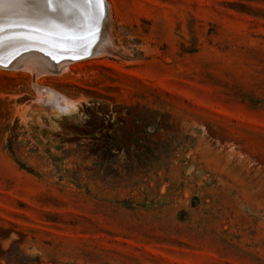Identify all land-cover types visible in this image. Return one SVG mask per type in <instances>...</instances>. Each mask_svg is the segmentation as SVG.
<instances>
[{
  "label": "rangeland",
  "instance_id": "rangeland-1",
  "mask_svg": "<svg viewBox=\"0 0 264 264\" xmlns=\"http://www.w3.org/2000/svg\"><path fill=\"white\" fill-rule=\"evenodd\" d=\"M106 1L122 56L0 69V264H264V0Z\"/></svg>",
  "mask_w": 264,
  "mask_h": 264
},
{
  "label": "bare ground",
  "instance_id": "bare-ground-1",
  "mask_svg": "<svg viewBox=\"0 0 264 264\" xmlns=\"http://www.w3.org/2000/svg\"><path fill=\"white\" fill-rule=\"evenodd\" d=\"M10 7L11 6L9 5L8 2H3L0 0V23H3L5 25L13 24L12 29L0 33V43H2V45L23 44L24 41H16V39L20 37L29 38L30 35H31L30 38H32V36H39V38L37 37L39 39V40L37 39L39 43H36L35 41L34 42L25 41L26 42L25 45H29V44L37 45L36 48H38V50L39 48H41L40 45L45 47L46 45L51 44L50 46H52L57 42H60L62 44L65 43L68 44L67 41H63L65 40L64 39L65 36L62 34V30L60 26H58L59 24H55L52 22L53 20L58 21L59 19L62 18V20L66 21L68 24V27L65 26L66 33L71 36H74L75 38H77V40H80L78 41L79 44L80 43L87 45L96 44L97 46L96 48L98 49L96 55L109 53L111 55L122 56L121 51L115 49V46L112 43V38L110 35V29H111L110 27H108L107 34H105V31L102 27L103 17L102 19L99 20L98 26L95 27V30L91 34L88 33L87 29L89 27V20L87 19V16L90 13L91 8L87 3V0H71L70 3H67L65 5L64 10L58 9L57 12L55 13L44 9L43 7H36L33 13L32 12L17 13L11 11ZM65 10L68 13L67 15L65 14ZM108 11L110 17V8ZM5 19H7V22L4 23L3 20ZM8 19L12 21H8ZM14 27H18V28L14 29ZM110 47H112L113 50H111ZM33 54L35 57L30 59V62L27 63L24 69L29 68L32 64H37L38 66L37 68L39 69L38 75H49V73L52 72V69L55 68H57L56 72L60 74L66 71L67 67L70 65V63H62V64L60 63V65L54 66L51 62H49L48 59L44 58L42 55H38L37 53L36 54L33 53ZM59 66L60 68H58ZM32 71L37 73V69L35 68L32 69ZM35 86L39 92H42L45 95L47 101L46 102L43 101V103L48 105L49 104L54 105L61 112H67L68 110L74 108L70 100L65 99L56 91L42 88L38 84H36Z\"/></svg>",
  "mask_w": 264,
  "mask_h": 264
},
{
  "label": "water",
  "instance_id": "water-1",
  "mask_svg": "<svg viewBox=\"0 0 264 264\" xmlns=\"http://www.w3.org/2000/svg\"><path fill=\"white\" fill-rule=\"evenodd\" d=\"M3 2H8L11 6V11L14 12H32L36 7H43L45 9V0H1ZM40 10V9H38ZM109 5L106 0H104V5L102 7L103 11V29L105 31V34H107L108 27L110 24V17H109ZM4 23L7 22V19L3 20ZM8 21H12L9 20ZM52 21V20H51ZM55 24H59L62 34L65 36L63 41H67L68 44H62L60 42H57L56 44H53L55 46L46 45L45 47L41 46V48H36L37 45L29 44L25 45V41L29 42H36L39 36H32L30 35L29 38H17L16 41H24L23 44H17V45H9L5 44L2 45L0 43V69L5 71H18L23 70L24 67H26L27 63L30 62L31 58H34L33 53H37L38 55H42L44 58L48 59L49 62H51L54 66L60 65V63H75L78 61H82L85 59L92 58L96 55V52L98 49L96 48V44L94 45H87L82 44L75 38L74 36L72 40H68L66 37L69 35L65 31V26L68 27V24L66 21L59 19L58 21L53 20L52 21ZM66 23V24H65ZM13 28V24L5 25L3 23H0V33L5 32L9 29ZM18 27H14V29H17ZM71 34V33H70ZM38 37V38H37ZM30 39V40H27ZM39 40V39H38ZM58 40V39H57ZM70 41V43H69ZM74 41V42H72ZM95 41V40H94ZM77 42V43H76ZM51 43V42H50ZM94 43V42H93ZM72 44V45H71ZM33 45V46H32ZM84 47L87 48V51H84ZM111 50H113L112 47H110ZM83 52V55L77 56L76 53ZM33 54V55H32ZM32 55V56H31ZM26 57V58H25ZM60 68V66L58 67Z\"/></svg>",
  "mask_w": 264,
  "mask_h": 264
},
{
  "label": "snow or ice",
  "instance_id": "snow-or-ice-1",
  "mask_svg": "<svg viewBox=\"0 0 264 264\" xmlns=\"http://www.w3.org/2000/svg\"><path fill=\"white\" fill-rule=\"evenodd\" d=\"M70 2L71 0H45V9L55 13L58 9L64 10L65 5ZM87 3L91 8V11L87 16V19L89 20V27L87 31L91 34L95 30V27L98 26L99 20L103 17L102 7L104 5V0H87ZM65 14H68L66 10ZM66 38L68 40L73 39L71 35H68ZM84 51H87L86 47H84ZM76 55H83V52L76 53Z\"/></svg>",
  "mask_w": 264,
  "mask_h": 264
}]
</instances>
